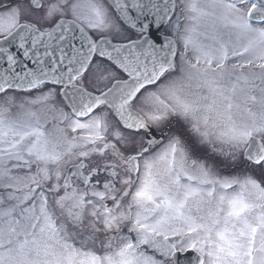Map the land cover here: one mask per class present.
I'll list each match as a JSON object with an SVG mask.
<instances>
[{
    "label": "snow or ice",
    "instance_id": "obj_1",
    "mask_svg": "<svg viewBox=\"0 0 264 264\" xmlns=\"http://www.w3.org/2000/svg\"><path fill=\"white\" fill-rule=\"evenodd\" d=\"M0 264H264V0H0Z\"/></svg>",
    "mask_w": 264,
    "mask_h": 264
}]
</instances>
